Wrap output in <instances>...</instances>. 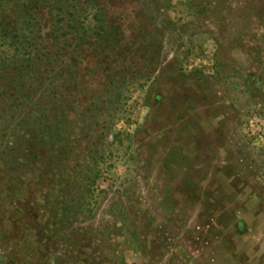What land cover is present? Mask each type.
Masks as SVG:
<instances>
[{
	"label": "rangeland",
	"instance_id": "obj_1",
	"mask_svg": "<svg viewBox=\"0 0 264 264\" xmlns=\"http://www.w3.org/2000/svg\"><path fill=\"white\" fill-rule=\"evenodd\" d=\"M0 1L6 264H264V0Z\"/></svg>",
	"mask_w": 264,
	"mask_h": 264
},
{
	"label": "trees",
	"instance_id": "obj_2",
	"mask_svg": "<svg viewBox=\"0 0 264 264\" xmlns=\"http://www.w3.org/2000/svg\"><path fill=\"white\" fill-rule=\"evenodd\" d=\"M0 2H1V1H0ZM0 22H1V20H0ZM0 25L2 26L3 24L0 23ZM22 31L24 32V34L16 35V38H18V39H22V42H23V43H27V44H28V43H29V40H27V38H29V35L33 34V30H31V33L28 31L29 35L26 34L24 30H22ZM27 35H28V36H27ZM109 35H110V34H109Z\"/></svg>",
	"mask_w": 264,
	"mask_h": 264
},
{
	"label": "water",
	"instance_id": "obj_3",
	"mask_svg": "<svg viewBox=\"0 0 264 264\" xmlns=\"http://www.w3.org/2000/svg\"><path fill=\"white\" fill-rule=\"evenodd\" d=\"M8 261V258L2 254H0V264H6Z\"/></svg>",
	"mask_w": 264,
	"mask_h": 264
}]
</instances>
